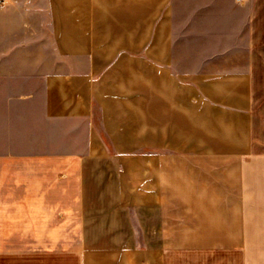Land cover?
I'll return each instance as SVG.
<instances>
[{
	"label": "crops",
	"instance_id": "1",
	"mask_svg": "<svg viewBox=\"0 0 264 264\" xmlns=\"http://www.w3.org/2000/svg\"><path fill=\"white\" fill-rule=\"evenodd\" d=\"M230 1L249 13L236 41L246 37L249 50L226 57L234 68L187 71L175 64L174 0H2L0 203L17 202V188L34 189L28 195L38 199L24 202H75L90 162L114 155L122 205L165 212L155 190L161 171L179 189L187 179L211 188L210 215L201 212L197 227L225 238L211 239L216 259L194 264H264V0ZM204 132L210 152L195 153V166L161 169L154 151L138 154L140 140L165 149ZM136 173L146 174L140 196ZM98 248L104 256L83 264H167L163 246Z\"/></svg>",
	"mask_w": 264,
	"mask_h": 264
},
{
	"label": "rangeland",
	"instance_id": "2",
	"mask_svg": "<svg viewBox=\"0 0 264 264\" xmlns=\"http://www.w3.org/2000/svg\"><path fill=\"white\" fill-rule=\"evenodd\" d=\"M174 5L177 25L174 57L178 67L187 71L203 68L224 71L239 63L226 59L228 55L249 50L246 37L242 43H236L248 28L246 8L232 5L230 0H174ZM180 24H186V29L179 27ZM258 79L264 83V76ZM203 95V116L206 118L211 114V103L208 96ZM258 96L264 101V92ZM209 135L204 132L202 140L188 138L184 145L176 143L165 149L157 143L152 148L145 140H140L139 143L144 144L140 145L138 154L141 159L142 154L154 151L156 164H160L161 169L175 160L195 166L196 157H200L195 153L210 152L211 140L206 138ZM106 143L108 147L111 145L109 140ZM163 152L165 156L160 155ZM211 157L203 155L208 161ZM89 167L83 189L85 195L83 198L76 195L75 202H24L38 199L28 195L34 189H11L15 192L12 199L17 202L0 203V264H83V260L94 261L104 256L105 248L100 251L98 247L142 248L148 244L165 247L167 264H194L196 259L217 258L212 257L211 239L225 236L216 231L213 235L212 231L198 230L196 220L201 212L204 216L210 215L205 209L209 203L205 202L211 200V188L199 187L200 182L196 184L187 179L179 189L168 180L167 172L161 171L160 186L155 190L160 192L158 199L161 197L164 201L165 212L161 204L149 208L122 205L117 194L120 170L117 158L111 155L94 160ZM184 174L179 173L187 178ZM134 180V193L140 196L148 189L146 174L136 173ZM197 200L204 202L200 204L201 211L192 206ZM84 244H90V248H85ZM200 244L202 248H196L195 245ZM139 259L147 261L143 255Z\"/></svg>",
	"mask_w": 264,
	"mask_h": 264
},
{
	"label": "built area",
	"instance_id": "3",
	"mask_svg": "<svg viewBox=\"0 0 264 264\" xmlns=\"http://www.w3.org/2000/svg\"><path fill=\"white\" fill-rule=\"evenodd\" d=\"M0 3H2V0H0Z\"/></svg>",
	"mask_w": 264,
	"mask_h": 264
}]
</instances>
